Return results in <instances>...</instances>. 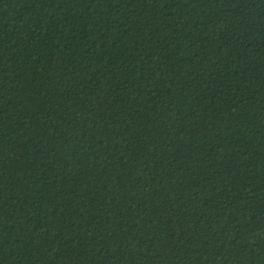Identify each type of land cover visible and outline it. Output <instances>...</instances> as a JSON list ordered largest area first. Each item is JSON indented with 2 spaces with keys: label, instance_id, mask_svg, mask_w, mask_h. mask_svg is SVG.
<instances>
[{
  "label": "trees",
  "instance_id": "obj_1",
  "mask_svg": "<svg viewBox=\"0 0 264 264\" xmlns=\"http://www.w3.org/2000/svg\"><path fill=\"white\" fill-rule=\"evenodd\" d=\"M0 264H264V0H0Z\"/></svg>",
  "mask_w": 264,
  "mask_h": 264
}]
</instances>
